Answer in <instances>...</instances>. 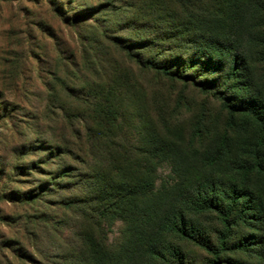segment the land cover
<instances>
[{
	"label": "rangeland",
	"instance_id": "rangeland-1",
	"mask_svg": "<svg viewBox=\"0 0 264 264\" xmlns=\"http://www.w3.org/2000/svg\"><path fill=\"white\" fill-rule=\"evenodd\" d=\"M175 13L171 0H0V264H93L92 243L114 250L123 242L124 222L110 225L80 203L88 177L107 168L93 136L101 95L114 93L132 121L151 118L187 146L198 134L206 145L235 134L224 103L243 104L246 92L232 88L228 66L201 68L204 58L169 21ZM260 59L254 54L257 78ZM201 220L217 246L219 224ZM229 247L215 260L183 245L190 264H264V222L234 227Z\"/></svg>",
	"mask_w": 264,
	"mask_h": 264
},
{
	"label": "trees",
	"instance_id": "trees-1",
	"mask_svg": "<svg viewBox=\"0 0 264 264\" xmlns=\"http://www.w3.org/2000/svg\"><path fill=\"white\" fill-rule=\"evenodd\" d=\"M171 1L179 13L169 21L185 49L204 58L201 68L228 66L232 88L245 91L247 101L224 103L232 137L225 133L206 145L198 134L187 146L166 135L151 118L132 121L134 114L122 101L114 102V93L100 96V128L93 136L98 149L107 150V168L88 177L80 203L110 225L121 220L126 230L114 250H96L91 244L93 264H190L185 244L216 260L231 250L234 227L264 222V74L257 78L251 67L254 54L264 62V0ZM151 66L211 87L155 61ZM133 138L139 144H133ZM164 166L170 173L161 177ZM207 215L220 226L215 231L217 246L201 220ZM245 242L236 248L246 249Z\"/></svg>",
	"mask_w": 264,
	"mask_h": 264
}]
</instances>
